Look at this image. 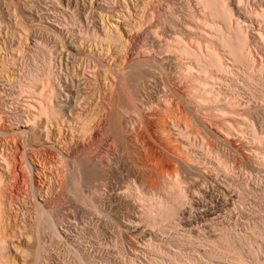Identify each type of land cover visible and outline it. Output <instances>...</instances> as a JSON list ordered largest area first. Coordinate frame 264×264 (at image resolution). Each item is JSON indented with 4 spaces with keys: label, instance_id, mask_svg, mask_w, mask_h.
Instances as JSON below:
<instances>
[{
    "label": "bare ground",
    "instance_id": "obj_1",
    "mask_svg": "<svg viewBox=\"0 0 264 264\" xmlns=\"http://www.w3.org/2000/svg\"><path fill=\"white\" fill-rule=\"evenodd\" d=\"M0 5V40L4 41V45L0 47V53L3 55L0 56V91L8 97L7 100L12 99L17 103L16 109L12 108L14 110L9 113L4 112L10 129L0 130V134L13 136L12 142L18 145L13 146L21 149L18 151L24 159L22 167L27 168L26 171L31 172L33 166L29 154H32L40 165L44 163L43 160H47L46 166L60 167V170L55 168L59 170H55L59 174L56 176L61 177V181L58 179V184H61L59 187H62L58 191L60 193L56 191L58 195L54 197L55 191L50 187L44 191L45 197L35 202L32 211L35 215V232L39 236V240L36 238L37 242L35 241L36 264L43 258L42 253L46 250L40 241L41 233L47 232L48 238L50 235L53 242H64L66 239L60 237L62 234L67 238L69 232L66 234V231L71 228L79 230L78 224L76 227L67 226L63 207H57L60 204L57 202L61 201L62 197L68 196L74 203L80 204L84 208L81 212L100 217L99 219H114L109 216L112 213L106 214V202L99 195V190L93 187V182L100 181L101 186L107 183L105 181H108V167L116 166L122 156L120 146H130L131 143L129 145L127 142L131 139L138 143L137 148L144 150L146 155L139 149L146 158L138 155L140 158L136 159L137 164L134 162L136 169L140 171V184H133L134 186H128L127 189V195L138 204L140 212L138 210L139 214L134 218L115 223L117 225L113 230H118L119 233L121 231V234L122 231L128 232L126 229L132 228L140 232L143 227V231L148 229L156 233V230L174 231L180 227L179 215L183 214L185 205L189 202L191 204V192L193 195L200 193L194 187L191 188V182L196 184L198 181L193 177L192 169L213 167L216 172L225 175V179L229 177L234 180L236 169L242 168L244 161L251 166L252 162L258 167V163L263 165L264 130L259 131L255 123L260 121H255L256 111L261 110L253 109V104H264V0H88L86 4L83 0H0ZM162 7L165 12L161 11ZM133 9L137 11V16L133 15ZM6 40L8 41L5 43ZM85 64L89 66L86 68ZM150 78L153 79L156 93L148 91L145 87ZM4 101L3 99L1 105L6 103ZM243 104L248 107L244 109V106L241 107ZM102 109L105 110V115H102ZM261 109L264 111V107ZM0 117H3L2 114ZM262 117L264 118L261 116V119ZM0 120L2 121L1 118ZM102 129L106 137L104 140L110 141L109 149L106 148L103 153L104 157H98L97 152L91 153L90 148L91 152L87 149L83 151L85 144H92L98 139ZM232 141L238 146L233 147L235 145H232ZM94 144H99V141ZM131 146L130 149L135 152V147ZM242 150L249 154L244 157L246 152L242 155ZM138 156L136 155V158ZM130 157V161L133 160V156ZM5 159L2 157L1 160L4 162ZM43 166L45 167V163ZM251 166L250 169L253 168ZM251 173L249 176L253 178ZM248 184L246 186H249ZM96 186H99L98 183ZM83 187L87 188L85 190L88 193L84 192ZM217 187L219 186L212 187L211 190ZM208 188L210 190V187ZM236 188L242 190V185L236 184ZM62 190L65 194L61 193ZM221 190L222 188L220 193ZM34 192L32 193L36 194ZM49 195L53 196V204L49 203L52 201ZM253 195L252 197H255L257 194ZM244 197L247 196L244 194ZM235 202L234 204H237ZM203 203L202 201L201 205ZM210 206L213 207L212 203ZM223 206L220 207L223 209ZM84 217L82 219L86 220L88 217V221L89 216ZM208 219L206 217L203 220L205 222ZM212 219L214 220V217ZM74 220L76 221L75 217ZM98 223L95 224L98 226ZM82 226L80 228L84 229ZM106 227L109 228L108 225ZM90 228L95 229L93 226ZM190 232L191 230L186 228L183 232L180 231L181 239L185 236L191 238ZM197 232L196 230L195 233ZM229 237L231 239L232 234ZM5 244L4 238H0V264H9L5 260ZM157 249L162 252V258L166 250ZM74 251L75 259L79 261L77 263H95L96 259L82 256V253H78L79 250ZM226 252L228 253V250L223 251L225 254ZM232 252L236 261L244 262L243 256L236 248L233 247ZM69 254L73 255L72 252ZM228 254L230 256V253ZM181 256L178 253L172 255L175 260L178 257L180 260ZM203 256L211 259L215 254L210 251L201 257ZM158 258L155 257L160 263H165ZM176 263L178 264L177 260ZM253 264L264 262L254 261Z\"/></svg>",
    "mask_w": 264,
    "mask_h": 264
},
{
    "label": "rangeland",
    "instance_id": "obj_2",
    "mask_svg": "<svg viewBox=\"0 0 264 264\" xmlns=\"http://www.w3.org/2000/svg\"><path fill=\"white\" fill-rule=\"evenodd\" d=\"M85 1L83 0L84 4H86L88 0L86 2ZM161 9H162L161 11H163L164 10V7H162ZM132 12H133V15L134 16H137L136 15L137 14V11H134V9H133ZM164 12H165V10H164ZM138 13H139V11H138ZM7 41L8 40H6L5 43ZM12 42H10V43L12 44ZM0 44H1L0 47L2 45H4V41H1L0 40ZM1 55L2 54L0 53V56ZM84 66L87 68V66H89V64H85ZM154 85L155 84L153 82V79H151V78H150L149 81L147 80V83H145V87L148 89V91L150 90L151 92L152 91L155 92V90H156ZM0 90L2 91L1 86H0ZM1 91H0V97H1L0 100L1 99L2 100L4 99L6 101V103H4V105H1V104H3V102H2V100L0 101V116H1V114L3 116V117H0L2 119V121L0 120V130L3 131L5 129H10L9 122L6 121V120H8V118L7 117H4L3 114H4V112L9 113L10 110L13 111L14 109H12V108H15L16 109L17 108V106H16L17 103H16L15 100L13 101L12 99H8L7 100L6 98H8V97H5L6 95H4V93L1 92ZM243 98H244L243 100L246 101L245 96H243ZM243 100H241L242 103H244ZM262 104L263 103L257 104V105H259L258 107H257L256 104H253L254 107H255L253 109H260L261 110V111H258V110L256 111L259 114L258 115L256 113V115H258V116H260V115L261 116H264V113H262L263 109H261V108L264 107V104L263 105ZM243 106H244V104L241 107H243ZM245 107L247 108L248 105L245 104L244 109H246ZM101 112H103L102 115L103 114L105 115V110L102 109ZM256 115H255V121L260 120V121L255 122L256 123V126L258 127V130L259 131H263L264 129H262V128H264V127L262 125H264V118L262 117V119H261V116H260L259 117L260 119H259V118H257L258 116H256ZM260 124H262V125L260 126ZM6 131L12 132L14 130H12V131L11 130H6ZM102 131H103V129L100 130V132H99L100 135L98 136V139L94 140L92 144L90 142V143H87V144L84 145L85 148L83 149V151L87 149V151H89V152L92 151L91 153H93V154H96V152L99 153L97 155L98 157H101V158L104 157V154L103 153L106 151V148H107V150L109 149L108 146L110 145L109 144L110 141H107V139L104 140V137H105L104 134H103L104 131H103V133H102ZM102 134H103V136H102ZM11 136L12 135H2V134H0V184H1L0 185V189H1V191H0V202H2V203H0V238L3 237L4 240H5V243H6L5 244L6 245L5 246V249L6 250L4 251L5 252V260L8 261L9 264H36V262H34V255H35V250H36V247L35 246H37L36 243H35V241L37 242V239L36 238H38L39 236L36 235V232H35V228H34L35 215L33 214L32 211H33V207L36 204L35 202H37L38 199H42V198L45 197L44 196V194H45L44 191H47V189H49L50 187H53V189H54L53 191H55V192H53L54 193L53 196L55 197V196L58 195L56 193V191L58 192L59 190L62 189V187L61 188L59 187L61 184H58V179H59V181H61L60 180L61 177L60 176H56V175H59L57 172L60 170L59 169L60 167H48V166H46L48 164V161L47 160H45V161L43 160V162L45 163V167H47V168H45L43 166L44 163L42 165H40L36 161L35 157L32 154H29V157H30L29 160L31 161V162L30 161L29 162L33 166L31 167V172L26 171L27 168L22 167L24 165L23 164L24 163V159H22L21 154L19 153V151L21 149L19 150V147L18 148H15L18 145L16 143L12 142L13 141L12 140L13 139V136L12 137ZM100 137H101V139H100ZM100 140H102V142ZM98 141H99V144H94V143H98ZM131 141H132V139L129 140L127 142V144H129V143H131V145L133 144V146L135 147V152H133L134 149H133V151H132V148L130 149V146H131L130 144H129L130 146L127 145L126 148H123L124 146L122 147V145L120 146V148H121L120 149V156L122 154L121 157H123V158L124 157L125 158L127 157V158L126 159L124 158V160H123V158H121L119 156L120 157V160H119V162H117L116 166L115 167H110V168L108 167V169H109V172L108 173H109L110 178L108 176V179H107L108 181H105L107 183H104L105 185L102 184L103 186H101V182L100 181H99L100 183L97 182V181H95V182H93L94 185L92 184L93 187L97 188V191L99 190V192H98L99 195L103 198L104 202H106L105 203V206H104L105 210L108 209V211L106 210V212H107L106 214L109 215V214L112 213L109 216H111V218H114V219H112V221H116V222L113 223L111 220H109L110 217L109 218H105V219L108 220V221H106L105 219H103L104 217H101V219H99L100 217L99 218L97 216L94 217L91 214L89 215L88 213L81 212V211L84 210V208H82V206H80V204H77L76 202L74 203L73 200L70 197H68V196L62 197L63 199H61V201L59 200L57 202L58 204L59 203L60 204L58 205L56 202H54V203H56L55 205H58L57 207L60 206V208L63 207L62 208L63 210L62 209L61 210L65 213L64 216L66 217V221H68V223H66V224H68L67 226H71V227L74 226V227H76L75 225L78 224L79 226L77 225V227L79 228V230H76L75 231L74 230L75 228H71V229H69V231H66V234L69 232L67 234V238L65 237V234L64 235L62 234L60 236V237H63L64 240L66 239L65 240L66 242L65 241L63 242V240H62V242H61V240L59 242L60 243H63V244L64 243L65 244H68L67 246H70V247H67V246H65L63 244L61 245L58 241L57 242H53L54 240H52V238H51L50 235H49V238H48V233L47 232L41 233V235H40V239L41 240L40 241L42 242V245H44L46 247L45 249L47 251L46 250L43 251V253H44V254L42 253V255H43L42 257L43 258L41 260H39L37 262V264H80V263H77L79 261L77 259H75L76 257L74 256L75 255L74 254L75 253L74 250H77V251L79 250L78 253H80V254L82 253L81 255L84 256V257L86 256V257H92V258H94V260L96 259V261H94L95 263H92V264H159L160 262L157 259H155V257H157V258L160 257L158 259L161 262L162 261L165 262V263H160V264H177L176 263V260L178 261V264H196L197 262H198L197 264H239V263L240 264H253L254 261H259L261 263L264 262V197H263V195H264V163H263V165L260 164V163H258L259 164V167H258L257 164H255L254 162H252L253 168L250 169L249 167L251 166V164L248 165L247 162L244 161V160H246V158L244 160L242 159L244 161V163H243L244 170H243V167L242 168L238 167L236 169L237 171H236L234 180L232 178L229 179V177H226L227 183H226V179L224 177L225 175H223L222 173H220L218 171H217L218 172L217 173L213 169V167H203L204 169L202 167H197L196 169H192L193 177H195L198 181L196 183L197 185L194 182L193 183L191 182V188L194 187L198 191V193L200 192L202 194L199 193L200 194L199 195V194L195 193L196 195L195 194L193 195V193L191 192V200L193 202L191 201V204L189 202V204L185 205L183 207V214L179 215V216H181V218L179 217V220L181 219L179 223L182 226V228L180 226V227L177 228L178 230L175 229L174 231L173 230L172 231L171 230L169 231L168 229H164L163 232H162V230L161 231L160 230H156L157 231L156 233H155V231H150L148 229H145V231H143L144 230L143 227L140 229V232L139 231H135V229L132 228L131 230L130 229H126V230H128V232L127 231L126 232L125 231H122L123 234H121V231L119 233V231L117 229H116L117 231L113 230V229L116 228L115 225H117L115 223H118V222L119 223H122L123 220L125 221V219L134 218V217H136V215L138 216V214L140 212V208H139L138 204L136 205V203L133 202V200L131 199V197H129L127 195V189H128V186H130V187L134 186L133 184H137V185L140 184V182H141L140 171L138 169H136L137 168L136 167L137 165H135V164H137L136 163V159H139L140 158L139 156H141V158L145 159L146 158L145 157L146 153L144 152V150L141 147H138L137 148L138 143L135 142L134 139H133V141L135 143H133V141L132 142ZM88 144H90L89 147H87ZM135 144H137V145H135ZM92 145H95V146L98 145V146L97 147L93 146L94 147L93 148ZM99 145L100 146L103 145V146L102 147H99ZM232 145H235L233 147H237L238 146L233 141H232ZM133 146H131V147H133ZM89 148H90L91 151L89 150ZM96 148H97V151H96ZM103 149H105V150H103ZM122 149H124L126 151V153ZM136 149H138V150L140 149L142 151V153H144L145 155L143 154V156H142L141 151L140 150L139 151L137 150L138 151L137 152ZM263 149H264V146H262V151H264ZM129 150H131L130 152H132V153H130ZM15 151H16V153L13 154V152H15ZM94 151H95V153H94ZM244 151L242 150V155L246 152L243 155L244 157H246V154H249V152H247V151L244 152ZM124 153H125L126 156L124 155ZM133 153H136V155L137 156L139 155V156L136 158V155L134 154L135 155L134 156ZM6 154H8V155H6ZM101 154H103V155L100 156ZM4 155L7 157L6 159H5V156ZM131 155L133 156L132 157L133 160H131L133 162L130 161L131 157L129 158V156H131ZM147 156H148V154H147ZM2 157L5 159L4 162H3V160H1ZM121 160L123 162H121ZM120 162L123 165L120 164ZM128 162H129V164H128ZM134 162H135V164H134ZM124 163H125V166H124ZM119 164H120V166L118 167ZM245 164H247V167H245ZM254 164L256 165V167H255ZM132 165L135 166V167L133 166V168H135V170L133 168H132L133 170L130 168V167H132ZM50 168H51V170H50ZM55 168L56 169H59V170L57 171ZM123 168H125V169H123ZM193 168H195V167H193ZM198 168L199 169H202L203 171L202 170H198ZM207 168H208V172H206L207 173L206 174L205 171H207ZM247 168H248V171H247ZM23 170H25V171H23ZM55 170L57 172H55ZM194 170L196 171V173H194L195 172ZM212 170H214V171H212ZM242 170L244 171V173H247L248 172L247 173L248 175L245 174V176H244L243 175L244 173H243ZM129 171H131V172H129ZM198 171H200V173ZM239 171H242L241 172L242 175L239 173ZM197 172L199 174H197ZM212 172L213 173L216 172V173L213 174ZM250 172H252L251 174H252V177L253 178L250 177L251 175L249 176ZM14 173H16V174H14ZM209 173L213 174V176H211V174H209ZM137 174H139V175L137 176ZM216 174H218V175H216ZM237 174L239 175V177H237L238 178V181L236 182V180H237V178H236ZM199 175H201V177H202V178H200V180H199V177H200ZM216 176H218V177L221 176V177L218 178ZM206 177L209 180H207ZM214 177H216V178H214ZM250 178H251V180H250ZM133 179L135 181H137V182H135ZM239 179H240V182H239ZM244 179L245 180L247 179L248 181L247 180L245 181ZM54 180L56 182H54ZM131 180H132V182H131ZM203 180L205 182H203ZM231 180H233V181H231ZM241 181H243V183ZM51 182H53L55 185L53 186L52 185L53 183H51ZM133 182H135V183H133ZM206 182H208V183H206ZM97 183H98L99 186H96ZM128 183H129V185H128ZM239 183L242 185V190H239L238 188H236V184H239ZM50 184L52 186H50ZM247 184L249 186H246ZM203 185L205 187H203ZM215 185L216 186H219V187H217L218 189L217 188L214 189L216 187ZM100 186H101V188L102 187L103 188L101 189ZM56 187H59V188H56ZM208 187H210V190H208L209 189ZM212 187H214L213 188L214 193H213V190H211ZM248 187L249 188H252V189H249ZM30 188L32 190H30ZM221 188H222V190H221V193H220V189ZM253 188H254V190H253ZM85 189H87V188L86 187H83V190H85ZM100 189L102 191H100ZM104 189H105V191H104ZM236 189H238V190L235 191ZM243 189H244L245 192L243 191ZM38 190L41 191V192H39ZM252 190H253V192H250ZM31 191L32 192L36 191V192H34L36 194H33ZM97 191H96V194H98ZM240 191H243L242 192L243 194L240 193ZM84 192H87V190H85ZM102 192H103V195H102ZM118 192H120V193H118ZM247 192H249V193H247ZM58 193H60V192H58ZM61 193L62 194H65V193H63V190L61 191ZM207 193H209V194H207ZM222 193L223 194L226 193L225 194L226 196L224 195L225 196L224 197L223 195H221ZM246 193L248 195H246ZM219 194H220V196H217ZM244 194L247 197H244ZM253 194H255V195L257 194V195L255 196ZM192 195H193V197H192ZM252 195L255 196V197H252ZM53 196L49 195V199L52 200L53 199ZM201 196H202V198L204 197V199H202ZM67 197H68V199H67ZM222 198H224V200ZM232 199H234L236 202L234 200H232ZM202 201L204 202L203 205H201ZM207 201L209 203H206ZM243 201H244V203H243ZM234 202L237 203V204H239V205L241 204L242 206H239L237 204H234ZM49 203L53 204V200L50 201ZM211 203H212V206L213 207L210 206ZM223 203L225 205H227V206H225ZM76 204H77V206H76ZM207 204H209V205H207ZM190 205H192L191 208H189ZM221 205L222 206L224 205L223 206V209H222V207H220ZM235 205H237V207ZM228 206H230V207H228ZM200 207H202L201 209L206 208V209H204L205 212H204V210L199 209ZM197 208L199 209L198 211H200L202 213L198 212L196 210ZM213 208L214 209L216 208L215 209L216 211ZM185 209H188V210H185ZM208 209H209V211H208ZM138 210H139V212H138ZM189 210L191 212H189ZM210 210H214V211H210ZM225 210H226L227 213L225 212ZM237 210H239L240 213ZM192 211H193V213H192ZM108 212H110V213H108ZM184 212H186V213H184ZM213 212H214V214H212ZM216 212H217V214H216ZM189 213H191V214H189ZM205 213L207 215H205ZM219 213H221V214L222 213L223 214L225 213V214L224 215H220ZM83 214L84 215L87 214V215H85V217H84ZM218 214L220 215V217H219ZM87 216H89L88 221L89 222L91 221L92 224L89 223L88 221H86L87 218H88ZM192 216L194 217V220H193V217ZM202 216H203V218H202ZM244 216H246L247 218H245ZM74 217H75L76 221L74 220ZM79 217L81 218V220H80ZM83 217L84 218L87 217L86 220L85 219L83 220L82 219ZM206 217H207V219L208 218L209 219L208 220H205V222H204L203 219H206ZM213 217H214V220L212 219ZM94 218H97V220L94 219ZM189 218H192V219H189ZM117 219H120V221L117 220ZM215 219H217V220H215ZM201 220H202V222H201ZM210 220H213L215 222H213V221L211 222ZM78 221L81 222V223H79ZM98 221H99V223H98ZM104 221H106V222H104ZM100 222H101V225L103 224V226L100 225ZM70 223H72L73 225L70 224ZM95 223H98L99 224L98 226H100L102 229L100 227H98L97 224H95ZM213 223H214V226H213ZM80 224H82L83 226L80 225ZM203 224H205V225H203ZM209 224L212 225V226L210 227ZM87 225H88V228H87ZM90 225L93 226V228L95 227V229L90 228L91 227ZM105 225L106 226L108 225L109 228L112 227L111 228L112 230L109 229V228H107ZM193 225H195V226H193ZM197 225L200 228H197L198 227ZM3 226H4V228H3ZM81 226L84 229L80 228ZM113 227H115V228H113ZM194 227H196V228H194ZM185 228L188 229V230H191L190 233L192 235L191 238H193V240L190 237H186V236L183 237L184 239H181V237H182L181 234L182 233H180V231L183 232V229H185ZM86 229H87V231H85ZM89 229H90V231H89ZM98 229L101 230V231L99 232ZM70 230H72V232ZM95 230H97L98 232L95 231ZM196 230L198 231L197 233H195ZM199 230H200V232H199ZM82 231L84 233H82ZM132 231H133V233H132ZM125 233H126V235H124ZM226 233L228 235H226ZM131 234H132V236H131ZM136 234H138V236ZM149 234L152 235V236H150ZM231 234H232V237L230 239L229 236H231ZM127 235H128V237H127ZM134 235H136V237ZM194 236H196V238ZM197 236H198V238H197ZM200 236L204 240H202L200 238ZM187 238H189V239H187ZM206 238H208V240ZM60 239H62V238H60ZM122 239H123V241H121ZM151 239H154V240L152 241ZM195 239H197V240L195 241ZM198 239L199 240L201 239V240L199 241ZM212 239H213V241H212ZM218 239H220V240L218 241ZM38 240H39V238H38ZM51 240H52V242H50ZM174 240H175V243H174ZM186 240H188V241H186ZM228 240H229L230 243L228 242ZM232 240H234L236 242V244H235V242L233 243ZM177 241H179V244H177L178 243ZM162 242H164L167 245H165ZM54 243L55 244L57 243V244H60V245H57V244L55 245ZM171 243H174V244L172 245ZM196 243H198V244H196ZM225 243H226V245H225ZM150 244H153L155 246H152ZM238 244H240V245H238ZM158 245H160V246H158ZM223 245H225V247H223ZM165 246L166 247H169V248H166ZM219 246H221V248ZM226 246H228V248ZM215 247H219V248H215ZM233 247L236 248L240 252V254L243 256L242 258H243L244 262L241 263L240 261L239 262L236 261L235 255L233 256L234 253L232 252ZM241 247H242V249H241ZM68 248L70 249L69 250L70 252L67 250ZM153 248L157 252H154L155 250ZM157 248H159V250L161 248L164 249V251L166 250L165 251L166 254L163 253L166 256H164L162 254V256H163L162 258L163 259L161 258V255H160L162 252L161 251L159 252ZM191 248H193L194 250L193 249L191 250ZM130 249H132V250H130ZM218 249H219V251H218ZM229 249H231V250L229 251ZM196 250H198L199 252L196 251ZM220 250H221V252H220ZM227 250H228V253H230V256H228L229 254L227 252H226V254L223 253V251H227ZM210 251L215 254L214 257H212L211 259H208L205 256H203V258L201 257L205 252H210ZM71 252L73 253V255L72 254H69ZM193 252L196 253V257H195V253L194 254H191ZM156 253H157V256H155ZM167 253L169 255L171 254L169 258H167L169 256ZM173 253L174 254L175 253H178V254L182 255L181 256V259L179 260L178 258H180V257H178L175 260L172 257V255H174ZM197 253H199V254L197 255ZM87 254L88 255L90 254V256H88ZM223 254H224V256H223ZM184 256H185V258H187L188 261L184 258ZM187 256H189V257H187ZM192 256H193V259L195 258L194 259L195 262H194L193 259L191 260ZM171 258L173 260H171ZM196 258H197V260H196ZM166 259H169V260H166ZM180 261L183 262V263H181ZM185 261H187V263H185Z\"/></svg>",
    "mask_w": 264,
    "mask_h": 264
}]
</instances>
